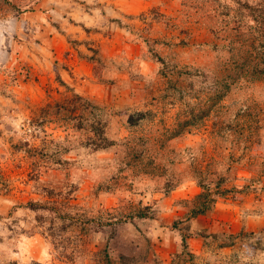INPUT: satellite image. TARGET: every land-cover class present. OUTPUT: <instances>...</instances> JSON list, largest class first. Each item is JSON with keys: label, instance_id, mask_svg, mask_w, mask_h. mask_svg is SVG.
Segmentation results:
<instances>
[{"label": "rangeland", "instance_id": "rangeland-1", "mask_svg": "<svg viewBox=\"0 0 264 264\" xmlns=\"http://www.w3.org/2000/svg\"><path fill=\"white\" fill-rule=\"evenodd\" d=\"M263 31L264 0H0V264H264Z\"/></svg>", "mask_w": 264, "mask_h": 264}, {"label": "trees", "instance_id": "trees-1", "mask_svg": "<svg viewBox=\"0 0 264 264\" xmlns=\"http://www.w3.org/2000/svg\"><path fill=\"white\" fill-rule=\"evenodd\" d=\"M246 47L247 49L243 50V52L239 51L237 54V56L239 55L238 66L246 69L242 78L246 79V81L250 79L251 82L253 80H264V31L259 37L251 38ZM242 131L243 128L240 126L238 134L241 135Z\"/></svg>", "mask_w": 264, "mask_h": 264}]
</instances>
